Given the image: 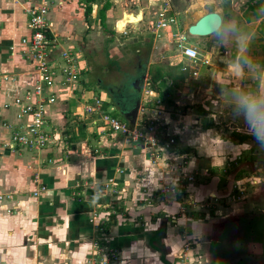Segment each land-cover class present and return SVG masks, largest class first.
Here are the masks:
<instances>
[{"label":"crops","instance_id":"1","mask_svg":"<svg viewBox=\"0 0 264 264\" xmlns=\"http://www.w3.org/2000/svg\"><path fill=\"white\" fill-rule=\"evenodd\" d=\"M50 1L52 5L47 19L52 35L59 46L76 50L81 58H78L83 67L81 72L85 73L81 45L76 43V39L83 40L87 35L92 27L89 21L96 20V10L100 5L91 3L90 15L85 20L82 0ZM39 2L0 0V123L13 119L12 99L31 83L30 66L20 55L19 39L27 34L25 23L28 15L24 8ZM110 6L104 12L105 26L112 23L113 31L121 20L118 32L113 31L121 33L128 16L114 20ZM212 10L219 13L216 8L204 12ZM255 11L257 16L253 12L242 15L241 11H236L240 18L238 21L219 13L226 29L224 38L217 39L211 33L197 37L194 43L188 42L199 53L200 61H207L206 64H197V67L205 66L209 70L203 79H198V73L191 76L187 71V75L176 82L177 79L171 78L169 71L161 65L151 66V60L147 61L148 66L144 65V78L152 89L146 103L150 111L147 110L146 114L155 116L151 109L158 106L156 108L161 110L159 116H162L159 130L175 131L174 143L166 149L126 143L119 135L110 132L97 142L99 136L94 132L91 133L94 134V151L86 149L83 153L70 146L64 152L72 157L64 158L59 153L64 146L60 144L56 131L57 139L51 140V144L39 152H11L1 146L6 131L0 125V194L10 196L0 199V264H86L94 234L88 218L92 212L104 211L102 207L108 196L100 186L91 190L92 185L80 188V184L84 179L88 183L99 184L108 177H113L123 192L120 200L113 201L117 203L114 204L118 211L117 222L109 227L103 239L106 244L117 247L120 255L118 264H178L179 247L184 241L191 243L194 264H220L216 259L222 247L233 251L231 264L238 260L247 264L244 262L249 259L247 246L254 241L243 237L240 220L244 216L239 213L244 206L235 199L237 192L232 186L243 179L239 175L243 173L242 167H255L257 171L264 167V147L254 138L253 129L244 131L249 126L237 106L242 91L264 94V0L255 7ZM153 12L147 18L148 25ZM204 12L195 16L193 21ZM168 15L175 22L165 28L162 35L172 42L170 33L179 32L189 37L186 28L178 29L174 12L169 9ZM97 23L99 25L98 19ZM100 28L111 38L114 36V33L106 32L111 29ZM243 35L251 38L246 52L237 48V38ZM198 43L205 49L200 51ZM171 48H175L174 44ZM164 51L160 49L161 54ZM103 53L107 57L106 66L112 67L114 61L119 66L122 55L114 59L109 58L107 52ZM171 57L175 61L170 60ZM167 59L168 68L179 65L182 68L188 64V59L181 57L178 51ZM233 62L244 65L242 79H237L231 72L229 66ZM3 74L7 75L6 80L2 79ZM12 76L15 77L13 81ZM153 76H156L154 83L158 85H151ZM128 78L125 76L124 79ZM159 83L163 84L162 87ZM86 84L84 78L83 85ZM106 89H99L104 98L108 96ZM61 99L55 102L61 107L56 106L52 115L67 108L68 99L76 101L70 97ZM156 99L158 104H155ZM58 114L57 118L52 117L53 127L59 125ZM143 117L145 113L136 116ZM86 128L91 132L88 126ZM73 130L76 134V129ZM83 145L84 142L81 149ZM260 147L263 149L261 154L257 150ZM47 159L52 162H47ZM229 162L230 168L226 166ZM188 175H194V179L186 181L185 176ZM257 180L253 177L248 183L253 185ZM248 183L243 182V191ZM38 184L44 185L46 191L33 196L31 192ZM176 184L182 188L181 196L174 195ZM162 185L168 187L164 195L159 191ZM79 188L82 194H76ZM92 191L99 193L96 199L87 196ZM209 195H213V199L205 198ZM207 200L214 206L201 207ZM190 201L193 204H189ZM261 213L264 216V210ZM237 214L236 223L226 219ZM233 226L238 227L237 231L228 234ZM180 236L186 240L181 241ZM253 244L264 248L260 242ZM241 247L244 248L243 254L237 252Z\"/></svg>","mask_w":264,"mask_h":264},{"label":"built area","instance_id":"2","mask_svg":"<svg viewBox=\"0 0 264 264\" xmlns=\"http://www.w3.org/2000/svg\"><path fill=\"white\" fill-rule=\"evenodd\" d=\"M48 1L40 0L39 4L24 8L28 15L25 27L27 34L20 37L19 44L20 55L29 64V75L31 83L23 91L16 95L12 99L11 105L14 107L13 119L10 121H2L0 123L2 129L6 131L5 140H1V146H4L11 152H39L43 150L47 145L51 144V140L57 139L54 127H51L50 131L44 129V125L47 123L45 114L48 111L50 105L55 104L58 98L64 100L66 98H75L80 100L83 113L86 116H91L89 119V125L94 128V131L99 136V142L102 140L106 132L117 134L126 143H142L155 146L158 148L166 149L174 143L175 131L169 132L167 130L160 131L159 114L161 110L153 107L151 109L155 116H149L146 111V103L149 101L148 96L151 95L152 89L150 84L144 78L139 93L138 113L144 115L143 118L134 119V123L130 125L127 120L122 119L121 116L116 114L114 108L107 111V108H103V103L106 100L101 94L83 96L85 87L83 85L84 78L82 77L83 67L78 63L79 54L76 50L69 47H61L55 41L50 30V22L47 19ZM169 7L167 4L164 7H158L153 12V18L150 20L148 30L156 36L158 33H163L165 28L172 25L175 21L174 18L168 15ZM173 38V44L175 49L181 57L188 59L187 66H183L181 69L189 72L191 76L197 75V64H206L205 59H199V53L197 50L188 43V37L179 32L170 33ZM9 49H12L9 46ZM2 79L6 80L7 75L3 74ZM11 80H15L12 76ZM86 92V91H85ZM79 101V102H80ZM155 104H158L156 99ZM150 111V110H148ZM59 113V114H58ZM58 118H62L59 111H56ZM57 118V117H56ZM250 131V127L244 128V131ZM88 151H94L95 147L86 148ZM50 161V159H48ZM183 162V161H181ZM234 163V162H232ZM230 166V162L226 164ZM230 168V167H229ZM194 179V175L185 176L186 181ZM112 179H107V182L103 186H116L112 183ZM240 181L233 184L232 189L236 190L238 195L241 193L242 184ZM103 186L102 190H103ZM105 189V187H104ZM46 191V188L42 184H38L31 194L33 196L38 195L41 192ZM105 191V190H103ZM160 193L163 195L168 191V187L162 185L159 188ZM173 191V190H172ZM120 192L113 187V193ZM78 194V192L76 193ZM174 195L181 196L182 188L178 184L174 187ZM8 195L0 194V199ZM207 196L206 199L212 198ZM236 199L239 197L236 195ZM113 201L115 198H108L104 211H109L103 218H97V213H91L88 222L91 224L94 230V234L91 237V254L86 260V264H118L120 255L115 245L106 244L103 239L107 235L104 231V221L109 214L115 213ZM110 202V204H108ZM189 204H193L192 201ZM214 206L205 201L201 204V207L208 208ZM109 208V210L105 209ZM192 247L191 243L184 241L180 251L178 253V264H194L192 259Z\"/></svg>","mask_w":264,"mask_h":264},{"label":"rangeland","instance_id":"3","mask_svg":"<svg viewBox=\"0 0 264 264\" xmlns=\"http://www.w3.org/2000/svg\"><path fill=\"white\" fill-rule=\"evenodd\" d=\"M109 1V0H108ZM111 6L110 10L112 11L113 19L115 20L117 17H123L128 16L126 22V27L123 29L121 33H114V36L111 38L108 36V34L103 33V30L100 28V26L97 23V17L95 21H92L94 19H90L89 24L92 25V27L89 28V32L86 36H84L83 40L76 39V43H79L81 45L79 48L81 50V54L84 58V64L85 67V73L82 72V77L86 80V86L85 91L83 92V96L89 95H99L100 90L102 89V82L100 85H95L93 83L94 78H100L101 81H104V83H109L115 85L118 82V79H120L119 82H123V78H125V75H119V70H123L125 68L124 66V58L132 57L131 52L129 51L127 46L129 43H136L138 41H143V44H145V47L142 48V52L144 56L146 55V61L145 65L148 66L149 60H151V66L153 64H158L163 67V69L169 71V75L171 78L178 79L182 78V76L187 75V70H182L181 66H176V68H168L167 62H168V56L174 55L177 52V49L171 48V45L173 42L168 39L162 33H158L156 36H153L150 34L148 36L147 33H150L148 31V17L152 14V11H155L158 7H164L165 4L169 7L171 12H174L175 20L178 26V29H185L187 25L191 24L193 22V18L197 15H199L201 12H204L205 10L216 8L219 10V13H221L223 16H226V18H232L235 21H238L240 18L237 16L236 11H241V14H251V9L248 8L250 4L253 3V1L250 0H110ZM48 9L52 5L51 1L48 0ZM234 14V15H233ZM232 16V17H231ZM105 17H103V24L104 28L107 27L111 29L112 23L110 25L105 26ZM112 30V29H111ZM114 31V29H113ZM106 36V37H105ZM148 36V37H147ZM111 38L108 41L105 40V38ZM114 39V40H113ZM197 37L189 36L188 42L194 43ZM147 40V41H146ZM60 43V41H58ZM65 43V42H64ZM199 44V50H204V46L201 43ZM147 49V50H146ZM160 49H164V54L160 53ZM107 52L109 58H116L117 55L119 57L122 55V57L119 59V66L117 65V62L114 61L110 67L106 66L107 57L104 56L103 52ZM76 52V51H75ZM202 53V52H201ZM127 55V56H125ZM81 56V55H80ZM164 56V57H162ZM200 57V56H199ZM81 59V58H79ZM170 60L175 61L173 57L169 58ZM86 60V61H85ZM80 64V62L78 61ZM119 67V69H117ZM168 69H166V68ZM106 68V69H105ZM197 68L198 73V79H203L207 74L209 73V70L205 69V66H199ZM108 69L110 71H108ZM146 69V67L144 68ZM175 72H174V71ZM88 80L90 82H88ZM182 82V81H181ZM180 82V83H181ZM158 85V84H155ZM163 84L159 83V86L162 87ZM108 97V96H107ZM106 97V99H107ZM109 98V97H108ZM60 100V98H58ZM80 100H73L68 99L66 102L67 108H65L63 111L59 110L62 114V118H58L59 120L55 119L54 121H58L59 125L54 126V131L59 134V138L61 140L60 144L64 147H61L60 154H63L64 158H70L72 155H70L67 152H64L65 150L70 149V146L73 145L74 148L78 149L79 151L83 152L86 150V147H94V138L91 135V133H94V128L91 127L89 123V119L91 116H86L85 113H83L82 107L80 106L81 101ZM109 101L107 100V103ZM56 105L52 104L50 105L48 111L45 114L47 123L44 125V129L47 131L51 130V127L53 125L52 117L54 115V118H56V114L52 115L53 110L55 109ZM107 111H109L111 108H114L110 103H108V106L106 107ZM116 114L121 116L118 112V110H115ZM55 113V112H54ZM90 129L91 132H87V128ZM73 129H76V134L74 137H78L75 139H72V135H74ZM80 131L84 132L85 138H82V136L78 133ZM86 135V136H85ZM72 139V140H71ZM59 140V139H58ZM82 142H84L83 149H81ZM259 153H263V149L257 148ZM85 153V152H83ZM83 155V154H82ZM87 156V155H86ZM260 157V155H259ZM47 162H52V160ZM261 162V159L258 160V163ZM259 165V164H258ZM263 167V166H262ZM242 172L239 174L242 175L243 179H241L242 182H247L248 180L252 179L253 177H256L257 182L247 184L245 187V190L241 191V193L237 196L240 200V204L244 206L243 211L239 214L244 216L245 219L252 215L261 214V212L264 210V167L260 169V171H257V168H243ZM254 169V170H253ZM237 176V175H236ZM111 178L112 183H114L116 186H109V188H112L111 190H108L107 186H103L107 179ZM92 187L91 190H97L100 186L101 191L103 186V190H105V194L108 196V198H116V200H120L121 195L123 194L122 191H120L117 182L113 179V177H108L105 180H102L99 184H93V182L88 183L85 179L81 181L80 188L83 187ZM103 184V185H102ZM105 187V189H104ZM113 187L118 189L120 192L116 194V192L113 193ZM78 190V194H82L81 190ZM80 196V195H79ZM87 196H92L93 198H97L99 196V193L94 194L90 192ZM233 198V196H232ZM231 198V200H233ZM110 204V202H108ZM117 204V203H114ZM112 204V205H114ZM100 205L101 202H100ZM102 207V206H101ZM99 207V208H101ZM103 208V207H102ZM116 208V205H114V209ZM109 210V208H105ZM104 210V209H103ZM107 212L109 211H101L98 213L97 217L95 218V221H98L97 218H103ZM114 214H118V211L115 210ZM235 216H228L226 219L232 220V223H236L235 218L239 215ZM231 223V224H232ZM238 228V227H237ZM236 226H233L232 229L228 234H235L234 231H237ZM182 229V228H181ZM181 241L186 240L184 236H180ZM254 243V242H253ZM252 242L248 244L247 250H248V260L246 261L247 264H264V248H262V245L259 244H253ZM91 244V243H90ZM183 242L181 243L180 248L182 247ZM91 248V247H90ZM178 251V253H179ZM120 257V256H119ZM245 258V256H242V259Z\"/></svg>","mask_w":264,"mask_h":264},{"label":"trees","instance_id":"4","mask_svg":"<svg viewBox=\"0 0 264 264\" xmlns=\"http://www.w3.org/2000/svg\"><path fill=\"white\" fill-rule=\"evenodd\" d=\"M251 1H253V3L250 4L248 6V8L251 9V12H253L254 16H257L258 12L255 11V7L259 6L260 3L262 2V0H251ZM82 3H83V5H82L83 6V16H84L85 20L90 15V4L91 3H96V4L99 3L100 6L96 10V17L98 19L99 25L102 28H104V24H103L104 12L106 9L109 8L110 2L108 0H82ZM106 32L110 33V35L114 33L112 30H106ZM158 76H159V73L157 74V77ZM155 79H156V76L151 77V85L152 86L155 85V83H154ZM118 88H119V92H117L116 95L106 89L107 95L109 97L108 103H110L112 106H114L115 109L118 110L122 119H124L123 112L130 110V108L132 107V105H133L132 102L136 96V92L128 80L124 81V83H121V85H119ZM103 89H104V87H103ZM108 103H107V101H105L103 103L104 109L108 106ZM77 133H78V131H77ZM79 134L82 136L83 132L80 131L78 133V135ZM75 135L77 136V134L72 135V137H73L72 139L77 138V137H74ZM92 136H94V134H92ZM71 146H73V145H71ZM263 218H264V216L262 213L259 215H256V216H254V215L250 216L248 219L241 218L240 222H241L242 227H243L244 239L250 237L252 241L260 242L264 245V237H263L264 220H263ZM116 222H117L116 214H114V213L109 214L103 223L104 224L103 225L104 231L108 232L109 227L116 224ZM231 252H233V251L229 250V248L222 247L220 254L216 260H218L220 264H229V263L231 264V262H230L231 261L230 260ZM237 252L243 254L244 248L243 247L238 248ZM237 263L242 264V262L240 260H238L236 262V264Z\"/></svg>","mask_w":264,"mask_h":264},{"label":"clouds","instance_id":"5","mask_svg":"<svg viewBox=\"0 0 264 264\" xmlns=\"http://www.w3.org/2000/svg\"><path fill=\"white\" fill-rule=\"evenodd\" d=\"M212 34L217 39L224 38L226 29L223 22L213 16ZM251 44V38L246 35L237 38L238 51L246 52ZM231 72L237 79H242L244 65L233 62L230 66ZM238 109L242 110L244 119L248 126L253 129V136L261 147H264V94L249 93L242 91L237 100Z\"/></svg>","mask_w":264,"mask_h":264},{"label":"water","instance_id":"6","mask_svg":"<svg viewBox=\"0 0 264 264\" xmlns=\"http://www.w3.org/2000/svg\"><path fill=\"white\" fill-rule=\"evenodd\" d=\"M213 16L218 17L221 20V17L217 11L212 10V11L204 12L186 27L187 34L193 37L207 36L211 34L213 28ZM113 29L115 30L114 27ZM144 77H145V73L143 72L140 76L131 79L130 84L135 90L136 96L132 102L133 105L130 108V110L123 112L124 119L127 120V122L130 125L134 123V119L137 114L140 86Z\"/></svg>","mask_w":264,"mask_h":264},{"label":"flooded vegetation","instance_id":"7","mask_svg":"<svg viewBox=\"0 0 264 264\" xmlns=\"http://www.w3.org/2000/svg\"><path fill=\"white\" fill-rule=\"evenodd\" d=\"M148 36H149V34H148ZM143 41H145V40H143ZM143 41H138L134 44L129 43L127 46L128 53L130 51L132 54V57L131 58H129V57L124 58L125 70H120L121 72H119V74H120V76L124 74L125 76L129 77L128 81L130 83H131V79H134L135 77L140 76L144 72L146 55L144 56V54L142 52V48L145 47V44H143ZM125 56H127V55H125ZM117 69H119V67ZM108 71H110V70H108ZM123 80H125V79L123 78ZM119 81H120V79H118V82L115 85H113V84H110V82L104 83V81H101L100 78H94L93 79V83L95 85H100V83L102 82V86L107 88V90H109L110 92H112L115 95L117 92H119L118 86L121 85V83H124V81L123 82H119ZM88 82H90V81L88 80Z\"/></svg>","mask_w":264,"mask_h":264},{"label":"bare ground","instance_id":"8","mask_svg":"<svg viewBox=\"0 0 264 264\" xmlns=\"http://www.w3.org/2000/svg\"><path fill=\"white\" fill-rule=\"evenodd\" d=\"M119 23H121V20L120 21H118L117 23H116V25L114 26V28H115V30L118 32V29H117V27H118V24Z\"/></svg>","mask_w":264,"mask_h":264}]
</instances>
